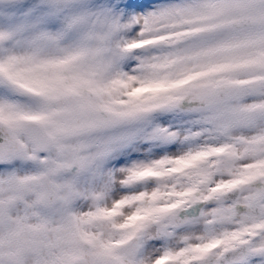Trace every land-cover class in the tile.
Returning a JSON list of instances; mask_svg holds the SVG:
<instances>
[{
	"label": "snow or ice",
	"instance_id": "snow-or-ice-1",
	"mask_svg": "<svg viewBox=\"0 0 264 264\" xmlns=\"http://www.w3.org/2000/svg\"><path fill=\"white\" fill-rule=\"evenodd\" d=\"M0 264H264V0H0Z\"/></svg>",
	"mask_w": 264,
	"mask_h": 264
}]
</instances>
